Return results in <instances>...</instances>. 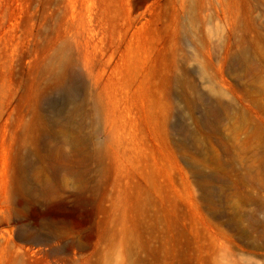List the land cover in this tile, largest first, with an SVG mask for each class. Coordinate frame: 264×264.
I'll use <instances>...</instances> for the list:
<instances>
[{"label": "rangeland", "instance_id": "obj_1", "mask_svg": "<svg viewBox=\"0 0 264 264\" xmlns=\"http://www.w3.org/2000/svg\"><path fill=\"white\" fill-rule=\"evenodd\" d=\"M0 264H264V0H0Z\"/></svg>", "mask_w": 264, "mask_h": 264}]
</instances>
